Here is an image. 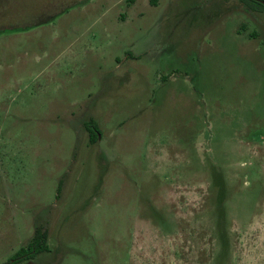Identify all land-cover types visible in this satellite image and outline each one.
<instances>
[{"label":"rangeland","instance_id":"374dc122","mask_svg":"<svg viewBox=\"0 0 264 264\" xmlns=\"http://www.w3.org/2000/svg\"><path fill=\"white\" fill-rule=\"evenodd\" d=\"M5 9L0 27L17 30L0 32V264L37 229L47 251L17 264H264L263 12Z\"/></svg>","mask_w":264,"mask_h":264},{"label":"trees","instance_id":"16d2710c","mask_svg":"<svg viewBox=\"0 0 264 264\" xmlns=\"http://www.w3.org/2000/svg\"><path fill=\"white\" fill-rule=\"evenodd\" d=\"M6 1L7 0H0V20L4 18V9L6 6ZM250 5H253L255 9L258 11H261L264 13V5L261 3H258L256 0H242ZM264 2V0H261ZM152 5H155V0H150ZM7 8V7H6ZM6 11V9H5ZM2 25V22H1ZM3 30H17L16 28H6V27H0V32ZM89 143L90 144H95L97 141V138L95 136L94 131H89ZM46 241H47V233L42 232L41 230L37 229L34 232L33 238L31 241L27 244L25 248H22L12 259V261L9 264H17L22 260H32L36 255L46 252L47 247H46Z\"/></svg>","mask_w":264,"mask_h":264},{"label":"water","instance_id":"95a60500","mask_svg":"<svg viewBox=\"0 0 264 264\" xmlns=\"http://www.w3.org/2000/svg\"><path fill=\"white\" fill-rule=\"evenodd\" d=\"M258 3H261L262 5H264V2L261 0H256Z\"/></svg>","mask_w":264,"mask_h":264}]
</instances>
